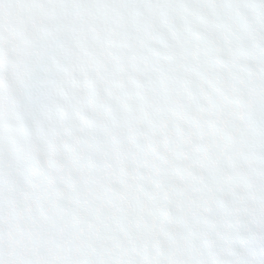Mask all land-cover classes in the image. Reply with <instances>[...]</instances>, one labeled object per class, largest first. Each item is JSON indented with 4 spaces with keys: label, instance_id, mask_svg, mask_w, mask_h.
Here are the masks:
<instances>
[{
    "label": "snow or ice",
    "instance_id": "6c2138e0",
    "mask_svg": "<svg viewBox=\"0 0 264 264\" xmlns=\"http://www.w3.org/2000/svg\"><path fill=\"white\" fill-rule=\"evenodd\" d=\"M4 27L17 47L0 50V221L49 179L50 195L99 188L120 207L116 155L135 173V211L151 199L188 241L178 264H264V0H0ZM154 138L183 185L163 146L159 176L145 160Z\"/></svg>",
    "mask_w": 264,
    "mask_h": 264
}]
</instances>
